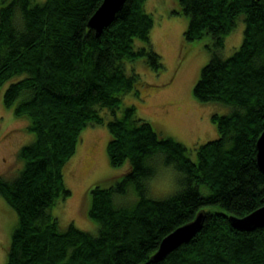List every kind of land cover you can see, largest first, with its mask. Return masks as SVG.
<instances>
[{
    "label": "trees",
    "instance_id": "trees-1",
    "mask_svg": "<svg viewBox=\"0 0 264 264\" xmlns=\"http://www.w3.org/2000/svg\"><path fill=\"white\" fill-rule=\"evenodd\" d=\"M101 2L0 0L3 103L27 118L26 130L35 135L18 151L19 173L0 175V195L17 213L5 264H264V225L241 230L229 220L264 205V172L256 164V141L264 129V0H179L189 18L183 40L211 39L206 47L212 54L193 95L231 106L226 114H212L218 136L197 145L195 159L133 105L121 107L124 94L139 95L141 81L127 63L142 59L155 73L163 69L150 42L154 20L145 0H125L96 34L87 22ZM241 15V44L223 57L219 49ZM136 40L142 44L135 46ZM102 110L111 116L108 162L127 167L109 185L88 188L96 233L73 223L62 229L52 209L70 195L63 167L81 131L105 122ZM160 164L180 172V187L157 199L149 196L147 181ZM129 188L137 200L117 203L115 196ZM201 209L205 215L195 235L150 262L162 238Z\"/></svg>",
    "mask_w": 264,
    "mask_h": 264
},
{
    "label": "rangeland",
    "instance_id": "rangeland-1",
    "mask_svg": "<svg viewBox=\"0 0 264 264\" xmlns=\"http://www.w3.org/2000/svg\"><path fill=\"white\" fill-rule=\"evenodd\" d=\"M144 8L154 20L150 42L160 55L163 69L155 73L142 59L127 63V70L132 72L133 68L140 74L141 81L136 86L139 95L132 91L124 94L121 107L133 105L138 116L151 121L161 136L181 142L187 147L189 157L195 159V147L218 136L212 114H226L231 110L228 104L200 101L193 95L200 69L212 54L206 47L211 45V39L205 35L190 42L183 40L189 18L181 12L179 0H145ZM243 29L241 15L219 49L223 57L232 54L241 44ZM141 44L139 40L135 41V46ZM4 89L0 91V175L13 178L23 165L18 156L19 149L33 141L35 135L26 130L27 118L15 116L13 108L4 105ZM120 113L119 109L117 115ZM101 114L105 116V122L89 125L81 131L75 152L63 167L64 184L70 195L52 209L62 229L73 223L81 230L96 233L98 224L88 216V188L94 183L109 185L112 177L127 167V163L116 168L108 162L106 146L110 132L106 121L111 116L103 110ZM179 176L180 172L174 166L160 164L147 181L149 196L162 199L173 195L180 187ZM201 191L206 193L207 189L202 186ZM121 200H124L122 203L134 202L137 196L129 188L127 195L115 196L117 203ZM16 223V211L0 195V264H5L6 248Z\"/></svg>",
    "mask_w": 264,
    "mask_h": 264
},
{
    "label": "water",
    "instance_id": "water-1",
    "mask_svg": "<svg viewBox=\"0 0 264 264\" xmlns=\"http://www.w3.org/2000/svg\"><path fill=\"white\" fill-rule=\"evenodd\" d=\"M125 0H102L89 17L87 26L99 34L102 29L113 21L116 13L122 8ZM256 164L264 172V129L256 141ZM205 210H199L195 217L178 226L162 238L157 249L149 257L150 262H158L181 243L189 241L201 228ZM231 225L241 230H251L264 225V205L244 216L230 215Z\"/></svg>",
    "mask_w": 264,
    "mask_h": 264
}]
</instances>
